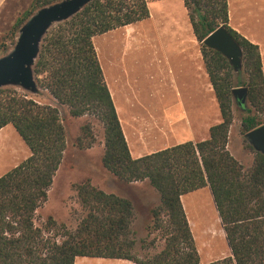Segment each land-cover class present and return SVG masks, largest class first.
Returning a JSON list of instances; mask_svg holds the SVG:
<instances>
[{
	"label": "trees",
	"instance_id": "16d2710c",
	"mask_svg": "<svg viewBox=\"0 0 264 264\" xmlns=\"http://www.w3.org/2000/svg\"><path fill=\"white\" fill-rule=\"evenodd\" d=\"M55 0H36L42 6ZM150 0H93L44 38L35 70L40 86L72 117L95 116L104 127V166L119 180H148L158 192L151 208L149 235L138 240L132 224L133 201L95 186L75 185L83 214L77 227L49 216L36 223L67 148L58 106L15 88L0 89V129L12 124L31 154L0 176V264H75L77 257L131 260L136 264H200V254L182 195L210 186L232 250L206 264H264V154L256 152L245 169L228 149L234 122L233 89L248 86L240 106L241 133L264 124V73L260 46L230 25L228 0H183L221 112L209 138L186 141L133 157L94 44V37L150 17ZM23 19L17 22V27ZM224 25L243 49L236 72L218 50L203 40ZM96 141L91 122L81 126L80 148ZM253 148L251 145H248ZM157 239L164 241L157 249ZM153 248L156 251L151 252Z\"/></svg>",
	"mask_w": 264,
	"mask_h": 264
},
{
	"label": "rangeland",
	"instance_id": "374dc122",
	"mask_svg": "<svg viewBox=\"0 0 264 264\" xmlns=\"http://www.w3.org/2000/svg\"><path fill=\"white\" fill-rule=\"evenodd\" d=\"M228 3L230 25L253 31L264 46V0H228ZM38 7L40 5H36V0H9L1 9L0 55L15 42L16 32L21 25L17 27V22L27 13L29 15L33 13ZM149 8L150 18L124 28L111 30L94 39L107 84L109 88L111 86V93L113 90L115 94V98L112 95L114 103L121 107V111L118 112L119 118L122 121L121 115L133 117L131 119L134 127L131 130L127 125L125 128L122 124V127L125 135L128 132L131 148L134 151L137 150L138 154L143 152L148 154L149 151L153 152V149H160L171 144L167 137L168 142L157 131L156 124L159 123L164 127L171 122H178L177 118L186 115L190 109L191 92L193 90L196 92V83L192 77L190 65L176 52L177 46L175 44L171 46L172 34L177 33L181 42L191 36L188 33L191 25L183 1L154 0L150 2ZM172 22L182 27L172 29L162 27ZM167 30H170L169 35H165ZM130 33L132 43L128 42ZM17 90L23 92L20 89ZM180 90L182 95L177 96ZM25 94L43 103L58 106L67 133V148L62 163L49 190L48 200L37 211L36 223L41 225L49 216H52L58 223H65L70 229H75L83 214L75 185L90 179L95 186L133 201L136 218L132 229L138 240L136 250L142 255L144 250L141 249V241L159 238L157 231L149 235L148 225L152 223L151 208L153 206L148 210L145 205L146 196L151 199V204H155L160 199L158 192L148 180L126 183L115 177L104 166V127L95 116L72 117L67 106L60 105L43 88L37 95ZM196 96L202 105L203 103L206 105L211 124H214L217 118H221L213 86L209 95L205 93V100L198 94ZM178 98L180 102L177 101ZM233 108L234 122L230 129L228 149L244 168L248 169L253 165L257 151L248 146L251 144L246 134L241 133L242 113L236 100ZM86 122H91L96 141L90 147L80 148L77 145V139L81 135V126ZM143 135L146 136L143 137ZM141 142L143 144H140ZM30 154L29 147L12 124L0 130V176L21 163ZM184 202V208L187 205L185 211L187 210L194 222L195 231L192 229V233L200 254V264L230 256L232 250L219 220L220 216L211 191L209 189L196 191L186 196ZM156 245V250H159L163 247L164 241L157 239ZM156 250L150 249L151 252ZM120 263L115 259L92 257H78L75 262V264Z\"/></svg>",
	"mask_w": 264,
	"mask_h": 264
},
{
	"label": "water",
	"instance_id": "95a60500",
	"mask_svg": "<svg viewBox=\"0 0 264 264\" xmlns=\"http://www.w3.org/2000/svg\"><path fill=\"white\" fill-rule=\"evenodd\" d=\"M91 1L55 0L31 13L19 26L15 42L0 55V89L11 87L28 94H39L42 88L35 66L44 38L53 27L71 19ZM203 43L220 51L236 72L243 68V49L224 25L209 33ZM233 94L239 106L245 105L248 86L234 88ZM246 137L257 152L264 154V124L247 132Z\"/></svg>",
	"mask_w": 264,
	"mask_h": 264
},
{
	"label": "crops",
	"instance_id": "0c3cea01",
	"mask_svg": "<svg viewBox=\"0 0 264 264\" xmlns=\"http://www.w3.org/2000/svg\"><path fill=\"white\" fill-rule=\"evenodd\" d=\"M8 1L9 0H0V11H1V9L3 7H5V5H6V3ZM151 1H154V0L148 1V6H149ZM162 1H166V0H162ZM186 11H187V9H186ZM150 17H148V18H150ZM229 17H230V14H229ZM138 22H140V21H138ZM132 24H129V25H126V26H122V27H119V28H124V27L130 26ZM177 24L178 23L175 24V23L172 22V23H169V24H167L165 26H162V27H170V29H172L173 27H182V26L177 25ZM230 24H231V21H230ZM190 25H191V23H190ZM232 27L234 29H236L237 31H239L244 36H246L249 40L253 41L254 43H257L260 46V50H261V54H262L263 73H264V46L261 43V41L259 40V38L256 35V33H254L253 31L245 30L244 27H239V26L237 27V25L236 26H232ZM191 30L190 29L188 30V33H190L191 36L187 37V40L184 41V42H181V38L180 39L178 38V34L177 33H175L176 36L174 34H172V37H171L172 44H171V46L173 44H175V46H177L176 52L180 56H182L181 58H183V60L185 62H187L188 65H190L191 74H192V77H193V79H194V81L196 83V87H195L196 92L194 90L191 92L190 98L192 100L191 101L192 104L189 107L190 109L187 111L186 115H181L179 118H177L178 122H176V123L175 122H171V124L166 125L164 127L161 124H159V123L156 124L157 131L159 133H161L162 136L165 137V141H166V137H167L168 141L171 144H169L168 146L161 147L160 149H153L154 150L153 152L161 150V149H164V148H167V147H170V146H173V145H176V144H179V143H183V142H186V141L199 142V141L205 140V139L209 138V136H210V128H211V126L221 121V118L220 119L217 118L216 122L214 124H211V122H210L211 118H210L209 111H208V109L205 108L206 105L204 103L202 105L199 102V100L196 99V97H197L196 94H198L199 96H201L203 98V100H205L204 99L205 93L207 95H209L212 92V84H211V81H210V77H209V75H208V73L206 71V67H205V63H204V59H203V55H202L201 49H199V44L200 43L198 42V40H197V38H196V36L194 34L192 25H191ZM108 32H110V31H108ZM108 32H106V33H108ZM106 33H104V34H106ZM167 33L165 35H169L170 34V30H167ZM97 36H95V37H97ZM131 36H132V34L130 33V37H128V42H130V43H132V41H130L131 40ZM95 37H94V39H95ZM110 88H111V86H110ZM194 92L196 94H194ZM177 93H178L177 96H179V95L181 96L182 95L181 90L178 91ZM111 94L115 98V94H114L113 90H112ZM177 101L180 102V99L178 98ZM115 106H117V108H116L117 112H120L121 111V107L119 105H117V104ZM131 118H133V117H130V118L126 117V116L123 117L121 115V119H122V121L120 120L121 121V125L123 124V126L125 128H126L125 125H127L128 129L131 130L134 127L132 125V119ZM169 128H170V130H169ZM125 136H126V139L128 141L130 151L132 150L131 154H132L133 157L137 158V157L143 156V155H145L147 153V152H143L142 154L136 153L137 150L134 151L131 148V146H130V139H129L128 132L126 133ZM144 136H146V135H143V137ZM142 140H144V139H142ZM168 141H166V142H168ZM140 144H143V142H141ZM150 152L151 151H149V153ZM203 189H209L211 191V193H212V190H211L210 186H205V187L200 188L198 190H195V191L189 192L187 194H184V195H182V202H183L184 206H185L184 199H185L186 196H188V195H190V194H192V193H194L196 191L203 190ZM212 196H213V194H212ZM150 200L151 199L148 196L145 197V205L147 206L148 210H150L151 206H155V205L159 204V202H160V199H159V200H157L155 202V204H151ZM213 200H214V196H213ZM214 202H215V200H214ZM215 206L217 207V205H215ZM185 208H187V205H186ZM217 210H218V208H217ZM186 212H187V210H186ZM218 214H219V211H218ZM186 215L188 216L187 218H189L188 221H189L191 230L193 229L195 231L194 222L191 219L192 218L191 215L188 214V212H187ZM219 216H220V214H219ZM219 220H220V222L222 223V225L224 227V224H223V222L221 220V217H220ZM133 224H134V222H133ZM133 224H132V228H133ZM79 258H81V257H79ZM115 260H119L121 262L120 264H136V263H134L131 260H125V259H115Z\"/></svg>",
	"mask_w": 264,
	"mask_h": 264
}]
</instances>
